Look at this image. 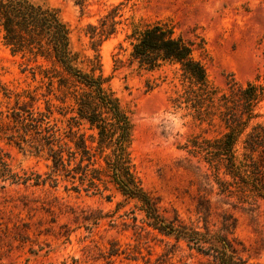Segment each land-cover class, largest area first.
Listing matches in <instances>:
<instances>
[{
  "label": "rangeland",
  "instance_id": "1",
  "mask_svg": "<svg viewBox=\"0 0 264 264\" xmlns=\"http://www.w3.org/2000/svg\"><path fill=\"white\" fill-rule=\"evenodd\" d=\"M31 1L59 11L73 52L81 58L99 56L111 91L130 116L137 175L160 213L166 218L175 213L187 226L206 224L213 232L221 229L223 220L234 221L228 237L235 248L249 264H264V205H238L217 195L201 158H193L184 148L193 137L220 136L223 128L216 119L198 120L191 111L174 108L171 99L188 86L178 66L139 67L131 62L133 40L128 39L135 27L170 21L184 39L203 45L207 79L219 95L232 84L244 86L256 78L264 84V0ZM113 8L118 9L116 33L94 51L87 26H98ZM40 63L48 67L42 60L35 63L30 57L12 55L0 33V87L13 93L34 91L35 106L41 110L48 100L54 107H67L68 103L57 101L55 83V95H48L47 80L36 67ZM0 103L2 108L11 106L13 97L7 101L0 93ZM172 110H179L184 124L169 139L164 125L151 119ZM260 113L264 114V102ZM0 149L16 168L39 175L49 171L43 156L18 151L4 141ZM71 188V183L59 179L56 189L0 190V264H207L182 243L174 245L172 239L140 232V224L134 226L129 214L134 211L140 219L134 203H125L111 187L102 194ZM110 250L117 254L109 258Z\"/></svg>",
  "mask_w": 264,
  "mask_h": 264
},
{
  "label": "trees",
  "instance_id": "2",
  "mask_svg": "<svg viewBox=\"0 0 264 264\" xmlns=\"http://www.w3.org/2000/svg\"><path fill=\"white\" fill-rule=\"evenodd\" d=\"M117 10L101 18L98 26H87L94 51L116 33ZM0 33L12 55L48 65L36 66L47 80L48 95H55V83L60 94L57 101L68 103L65 108L54 107L48 100L41 110L35 106L34 91L13 93L0 87L2 99L13 97L11 106L2 108L0 103V141L43 156L49 163L47 173L35 174L13 166L9 154L0 149V190L56 189L59 179L71 183L74 192L102 194L111 187L125 203H134L140 219L134 211L129 214L134 226L140 224V232L172 239L174 245L182 243L207 264H249L228 237L234 221L223 220L221 229L213 232L206 224L187 226L175 213L171 218L160 213L157 202L144 191L132 160L128 111L111 91L99 56L81 58L72 51L68 26L57 9L31 0H0ZM128 39L133 40L131 62L139 67L178 66L188 86L171 99L174 108L189 110L198 120L216 119L223 128L216 138L193 137L184 147L188 155L201 158L216 194L238 205H264V114L260 113L264 84L260 78L244 86L232 84L227 93L219 95L207 79L203 45L196 39H184L170 21L135 27ZM116 254L110 250L108 257Z\"/></svg>",
  "mask_w": 264,
  "mask_h": 264
},
{
  "label": "clouds",
  "instance_id": "3",
  "mask_svg": "<svg viewBox=\"0 0 264 264\" xmlns=\"http://www.w3.org/2000/svg\"><path fill=\"white\" fill-rule=\"evenodd\" d=\"M151 122L156 125L163 124V130L169 133V139L171 136L182 130L184 120L179 110H172L160 115H157L151 119Z\"/></svg>",
  "mask_w": 264,
  "mask_h": 264
}]
</instances>
